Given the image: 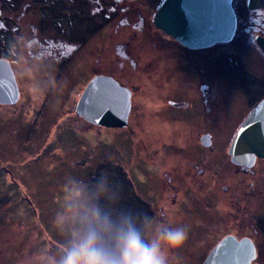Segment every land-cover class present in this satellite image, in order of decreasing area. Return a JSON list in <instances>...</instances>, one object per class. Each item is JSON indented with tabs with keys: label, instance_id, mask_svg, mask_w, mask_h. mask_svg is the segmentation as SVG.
<instances>
[{
	"label": "rangeland",
	"instance_id": "374dc122",
	"mask_svg": "<svg viewBox=\"0 0 264 264\" xmlns=\"http://www.w3.org/2000/svg\"><path fill=\"white\" fill-rule=\"evenodd\" d=\"M138 1L142 4L131 9L145 16L143 28H115V20L98 31L92 27L88 34L96 32L95 39L79 57L67 59L70 67L62 73L20 51L14 63L19 98L0 103V264H59L89 225L105 246L114 247L116 231L127 220L147 242L161 226L186 227L183 247L164 249L167 264H201L210 245L227 231L223 221L237 217L235 201L247 197L249 207L258 198L259 190L228 202L237 168L228 147L250 110L241 105V94L246 89L257 99L262 93L250 84L249 73L237 69L228 54H219L235 49L236 42L205 49L210 57L204 62L193 51L194 61L186 62L178 41L153 24L159 0ZM237 1L242 22L237 40L246 41L241 59L250 62L251 44L243 32L249 23L245 0ZM73 23L83 25L76 18ZM127 38L126 59L115 44ZM13 46L0 40V55L12 57ZM96 70L112 71L132 89L123 127L91 123L75 112ZM205 82L211 91L207 121L201 115L206 102L200 84ZM205 133L209 145L200 142ZM252 179L247 173L245 188ZM224 185L230 191L224 192ZM257 185H264L261 175ZM93 210L101 221L107 217L109 231L94 221Z\"/></svg>",
	"mask_w": 264,
	"mask_h": 264
},
{
	"label": "flooded vegetation",
	"instance_id": "af4514ba",
	"mask_svg": "<svg viewBox=\"0 0 264 264\" xmlns=\"http://www.w3.org/2000/svg\"><path fill=\"white\" fill-rule=\"evenodd\" d=\"M160 2L161 0H159L158 6ZM136 3L139 5L142 4V2L138 0H0V34L4 33L3 37L0 36V40H4V42L10 47L14 45L12 57H9L8 54H1L0 57L9 61L14 74L17 73L14 63L17 62L16 59H18V55L20 57V51H25L38 56L39 64L50 68L51 72L62 73L70 67V61L67 62V59L73 55H78L79 57L82 47L89 45L92 43V40L95 39L96 32H90V35L88 34L92 27L98 31L103 25H106L107 23L111 24V21L115 20V28L126 25L128 26L130 24L134 28H143L146 24L145 16L139 10L136 11V9L133 8V11L131 9V5ZM56 4H60V6L55 9ZM238 5L239 2L237 0H232V6L235 10L237 21L234 34L229 40L235 41L237 46L230 51L223 49L219 50V54H228L231 63H233L237 69L242 73H249L251 75L252 82L250 84L253 85L254 88L259 87L262 90L261 94L257 93L258 98L255 99L256 95L243 89L245 95L241 94V97L243 98L241 101L243 103L241 105L249 107L251 110L252 107L264 97V52L255 38L256 35L264 37V7L249 10L246 6L245 0L249 23L244 26L243 32L244 35L248 37L247 39L251 44V58L250 62H247L244 61V59H241L242 55L240 53L241 49L245 48L246 41L237 40V36L240 33L238 29L242 23L241 21L238 22ZM59 8H61L60 13L55 14L54 11ZM97 17H99V20ZM74 18L82 20L83 25H75L73 23ZM88 28L89 30H87ZM115 30L116 29H114V31ZM80 31L84 33H81ZM81 35H84V37H81ZM80 39H83V42H81ZM116 40L117 39H115V41ZM128 41L129 38L125 41L117 40L115 44V49L117 47V51L126 59L130 57L129 53L125 52V46ZM177 43L182 47L183 53H187L186 62L194 61L192 58V55H194L193 51H196L199 54V57L197 58H200V60L204 62L210 57L209 50L205 49L225 42H216L210 46L199 48H191L180 42ZM28 45L35 48L27 47ZM155 45L158 46L157 44ZM13 57H15V60ZM115 62H117V59ZM247 66H249V68ZM92 73L110 75L121 85L126 87V85L122 84L117 77L113 75L112 71L96 70ZM226 83L228 87H230L231 80L226 78ZM240 83L241 81H239V84ZM207 87L208 84L206 82L200 84V89L204 97L203 100L206 102L201 108V115L204 121L208 117V109L210 105L209 93L211 91H208L206 89ZM129 89L132 93V89ZM182 105L183 104L181 103V106ZM221 109H224V107H221ZM245 117L246 116H244V118ZM233 164L236 165L237 168L234 169V181L232 184L233 192H229L228 202L232 200L233 196L236 197L240 193H246L249 195L250 193H253L255 196L257 190H259V195H257L259 199L254 198L253 203L249 205V207L247 206V197H244L242 201L236 200L235 203L237 206L234 207V210L237 217L230 222L223 221L226 222L227 231L221 234L215 243L210 245V247L213 248V246L225 235H233L238 240L241 238H248L251 240L255 250V256L251 260V263L261 264L259 261L260 250L264 252V247H262L264 240V185H257V182L258 176L261 175L264 183V159L256 158L251 166ZM247 173L252 175L253 181H250L248 183V188H245L247 185V183H245L247 181ZM254 178H256V183H254ZM222 189L224 192L230 191L227 185L222 186ZM224 204L226 203L224 202ZM212 248L209 249L211 250Z\"/></svg>",
	"mask_w": 264,
	"mask_h": 264
},
{
	"label": "water",
	"instance_id": "95a60500",
	"mask_svg": "<svg viewBox=\"0 0 264 264\" xmlns=\"http://www.w3.org/2000/svg\"><path fill=\"white\" fill-rule=\"evenodd\" d=\"M249 10L264 7V0H246ZM232 0H161L153 17L154 25L181 44L199 48L229 41L236 28ZM264 52V37L256 35ZM19 88L11 64L0 57V103H15ZM131 91L114 77L95 74L83 88L75 112L85 120L107 127L127 124L131 107ZM201 143H211L208 134ZM235 164L251 166L256 158L264 159V97L259 100L239 125L228 147ZM254 246L250 239L223 236L205 256L201 264H255Z\"/></svg>",
	"mask_w": 264,
	"mask_h": 264
},
{
	"label": "clouds",
	"instance_id": "9594fccd",
	"mask_svg": "<svg viewBox=\"0 0 264 264\" xmlns=\"http://www.w3.org/2000/svg\"><path fill=\"white\" fill-rule=\"evenodd\" d=\"M92 216L102 230H110L107 217L101 221L98 210H93ZM187 238L184 226H161L156 238L147 242L131 220H127L116 231L115 246L107 247L102 243L99 231L89 225L83 235L71 244L59 264H167L164 249L178 250Z\"/></svg>",
	"mask_w": 264,
	"mask_h": 264
},
{
	"label": "bare ground",
	"instance_id": "6f19581e",
	"mask_svg": "<svg viewBox=\"0 0 264 264\" xmlns=\"http://www.w3.org/2000/svg\"><path fill=\"white\" fill-rule=\"evenodd\" d=\"M261 49H262V48H261ZM262 51H263V50H262ZM130 99H131V98H130ZM244 119H245V118H244ZM244 119H243V120H244ZM241 123H242V122H241ZM200 142H201V140H200Z\"/></svg>",
	"mask_w": 264,
	"mask_h": 264
}]
</instances>
